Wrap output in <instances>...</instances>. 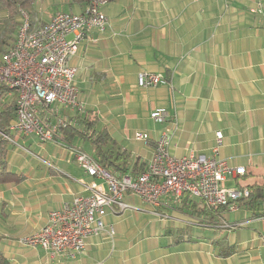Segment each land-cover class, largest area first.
<instances>
[{"label": "crops", "instance_id": "1", "mask_svg": "<svg viewBox=\"0 0 264 264\" xmlns=\"http://www.w3.org/2000/svg\"><path fill=\"white\" fill-rule=\"evenodd\" d=\"M36 5L45 16L55 2ZM57 2V1H56ZM69 13L83 12L74 0H60ZM46 10V11H47ZM75 10V12L73 11ZM109 24L104 34L92 31L70 64L78 69L76 85L84 114L61 110L49 116L84 129L83 119H96L129 155L130 170L140 161L148 166L165 129L150 115L165 109L176 117L170 143L174 157L211 156L217 133L223 136L220 159L246 169L248 178L229 180L231 188L262 182L264 172V0H117L103 8ZM34 23V22H33ZM141 73L161 75L166 85L138 86ZM49 117V118H48ZM137 132L148 143L135 140ZM8 146V169L20 182L0 184V249L9 264H264V207L214 213L184 196L178 203L163 199L160 220L152 208L128 194L133 209L104 216L107 231L87 240L77 258H50L40 248L18 240L39 232L52 211L75 196L88 197L92 181L78 166L69 146L93 155V143L77 137L41 143L19 138ZM189 220L196 225H189ZM200 222V224H198ZM230 225V227H227ZM114 228L111 236L108 229ZM234 247L227 258L220 248Z\"/></svg>", "mask_w": 264, "mask_h": 264}, {"label": "built area", "instance_id": "2", "mask_svg": "<svg viewBox=\"0 0 264 264\" xmlns=\"http://www.w3.org/2000/svg\"><path fill=\"white\" fill-rule=\"evenodd\" d=\"M105 0H88L83 12L56 13L52 19L36 26L27 11L22 13V24L10 50L0 57V85L10 89L17 110L9 135L1 134L7 142L18 145L19 138L34 137L41 143L59 141L61 122L50 124L43 113L53 116L61 110L84 114L85 104L76 85L78 69L70 64L80 45L96 30L104 34L109 24L103 11ZM168 80L157 74L141 73L138 86L153 89L166 85ZM49 118V117H48ZM150 118L157 124L170 123L156 143L154 154L145 173L140 176H116L107 171L91 154L76 146H69L78 166L92 179L84 183L90 196H75L70 203L52 211L47 224L36 234L18 240L22 246L40 248L50 258L77 260L85 251L87 240L107 231L104 216L133 209L125 202L128 194L139 197L152 208L160 220H169L160 211L163 199L178 203L184 196L199 200L207 209L227 206L236 210L241 200L250 197L248 187L231 188L229 180L244 177V167L236 168L220 159L223 136L216 135L212 155H171L169 147L177 129V118H171L165 109L154 110ZM135 140L148 143L144 132H137ZM189 225L196 221L189 220ZM230 227V225H227ZM114 236L113 227L108 229Z\"/></svg>", "mask_w": 264, "mask_h": 264}, {"label": "trees", "instance_id": "3", "mask_svg": "<svg viewBox=\"0 0 264 264\" xmlns=\"http://www.w3.org/2000/svg\"><path fill=\"white\" fill-rule=\"evenodd\" d=\"M82 6L88 4V0H74ZM107 3H112L117 0H105ZM37 0H0V9H6L9 14L8 30L0 34V57L6 54L13 45L16 34L22 24V13L33 8ZM28 12V11H27ZM16 102L10 89L0 85V184L20 182L22 176L12 173L8 169L7 155L8 146L11 144L3 139L1 134L9 135L10 125L15 121L16 117ZM81 125H84L83 130L67 125L65 128L60 127L62 138L69 144L77 137L89 140L93 143V156L99 163L109 172L116 176L127 175L130 170L129 155L122 151L112 140L106 131H99L98 122L96 119H83ZM147 170L146 164L138 161L132 168L133 176H140ZM247 180L248 175L242 177ZM262 182L254 181L246 185L251 191L249 198L241 200L240 205H246L250 209L256 207H264V172L262 173ZM244 187V186H242ZM228 209L227 206L207 209L203 207L204 212L210 211L212 216L214 213ZM200 224V222H198ZM194 226V225H193ZM234 247L220 248L218 255L227 258L235 253ZM0 264H9L3 256L0 249Z\"/></svg>", "mask_w": 264, "mask_h": 264}, {"label": "rangeland", "instance_id": "4", "mask_svg": "<svg viewBox=\"0 0 264 264\" xmlns=\"http://www.w3.org/2000/svg\"><path fill=\"white\" fill-rule=\"evenodd\" d=\"M58 1H60V0H51V2H55L56 4L52 5L49 10H47V8H45V13H44L45 16L48 17L57 11H60L63 13H69L71 11L67 4H64V3L58 2ZM43 2L45 3V6H47L46 1L37 0L35 6L33 8L26 10L30 14L31 20L34 22V25H36V26L44 25V24H42L43 21L41 20V15L43 14V12L41 10H39V8L36 9V5L38 7V5H42ZM73 11L75 12V10H73ZM8 26H9L8 11L6 9H0V34H2V32H4V31L8 30ZM233 185L234 184L231 183L228 186H233Z\"/></svg>", "mask_w": 264, "mask_h": 264}]
</instances>
